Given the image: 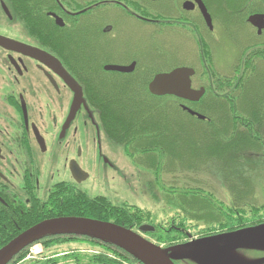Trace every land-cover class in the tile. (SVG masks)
Here are the masks:
<instances>
[{
    "label": "flooded vegetation",
    "instance_id": "obj_1",
    "mask_svg": "<svg viewBox=\"0 0 264 264\" xmlns=\"http://www.w3.org/2000/svg\"><path fill=\"white\" fill-rule=\"evenodd\" d=\"M200 1L0 0V37L19 44L0 45V201L3 205H6L5 200L29 208L34 204L51 202L52 216L41 222L73 217L67 216L73 202L80 203L82 214L86 212L89 173L83 168V143H94L99 147L100 153L96 151V156L101 161L105 158L101 153L104 146L117 153L114 148L116 143L106 134L101 121L102 112L96 103L108 101V88L113 84L123 86L126 82L135 83V96L147 95L146 92H139L140 84H146L152 75L155 78L156 74L163 73H155L153 32L160 34L165 30L169 37L177 38L181 43L183 41L184 45H180L179 50L176 49L178 43L172 41L171 46L170 40L163 42L172 47L170 59L187 64L188 61L210 58L214 71L222 72L217 69L215 56L220 40L227 38L233 46L229 61L237 56L239 50L228 37L230 26L221 19L224 14L220 12L226 11L224 6L228 0H223V6L216 2V7L212 0ZM201 4L212 20L211 28L204 18ZM262 14L256 12L249 15L240 27L241 35H237L236 39L244 43L247 51L257 50L264 55V28L260 31L249 20L251 16ZM254 34L258 37L256 43L248 39V35ZM260 68L253 65L233 70L235 81L228 86L236 90L229 96L239 98L246 94L253 104L260 102L263 105L259 113L236 116L240 122L237 127L247 131L236 134V154L257 164L264 159V73L258 75ZM262 68L264 72V65ZM196 76L192 86L198 90L202 86L195 84ZM241 78L243 82L238 81ZM148 86L146 84L149 90ZM75 98L81 105L69 120ZM242 105L243 98H240L236 103L238 112H241ZM246 120L253 122L241 123ZM257 120L260 122L256 123ZM85 130L90 134L88 137L82 135ZM119 146L123 155L132 161L123 146ZM249 147L259 149L261 153L253 152ZM120 159L125 161L121 155ZM238 166L244 172L241 176H245L246 168ZM103 167L108 169L113 166L106 159ZM238 181L248 183L249 178L240 177ZM123 184L126 191L121 187L122 190L109 191L110 196L89 197L101 201L103 214L112 216L107 221L116 223L120 220L124 228L149 242L157 241L164 234L162 240L167 242L161 248L165 250L195 244L207 238L250 233L264 226V204H250L245 212L235 211L229 204L226 205L229 208L224 209L222 204L226 203L217 201V198L212 201L218 203L220 209V230L206 236H194L187 230L184 215L178 222L172 218L171 222H167L171 223L169 226L164 225L165 222L155 223L152 215L141 221L135 217L137 207L128 201L133 191L130 192L128 184ZM128 215L129 219L125 220ZM224 221H227L225 226L222 224ZM143 226L152 229L142 231ZM263 244L264 238L218 246L195 245L189 247L192 249L171 251L169 258L174 264H237V255L248 253L253 257L247 264H264V259H259ZM33 247L41 250H33ZM33 247L24 258L10 264H142L131 253L99 256L93 252L96 256L86 255L92 253L88 244L65 243L59 246L54 244V237L51 236ZM210 250L212 253H209ZM173 253L181 260L173 259ZM70 255L75 257H67ZM110 259L118 263L109 262Z\"/></svg>",
    "mask_w": 264,
    "mask_h": 264
},
{
    "label": "trees",
    "instance_id": "obj_2",
    "mask_svg": "<svg viewBox=\"0 0 264 264\" xmlns=\"http://www.w3.org/2000/svg\"><path fill=\"white\" fill-rule=\"evenodd\" d=\"M224 8L226 11L220 12L224 14L221 19H224V23L226 21L227 25L230 26L231 31L228 37L231 39L230 41H234V44L239 49L228 71L218 73L214 71V65L210 58L187 62V64L175 61L170 59L173 54L169 53L168 49H165L166 46L154 43L155 55L160 56L158 58L160 60L159 66L163 68V66L169 65L163 72L177 68V66H191L196 69L197 76L194 82L197 86L205 87L206 94L199 103L189 102L187 105L199 114L204 115L207 118L206 120H199L181 109L179 104L184 102L180 99L171 96H152L146 88V84H149L153 79V75L146 84H140L141 89L139 92H146L147 95L145 97H136L134 94L137 91L136 84L126 82L123 86L113 84L108 88V101L96 103L102 112L101 121L104 124L106 134L113 142L123 146L125 152L134 159L135 165L151 170L157 180L160 172L167 169L169 171L174 170L178 166L180 169L189 170L198 169L205 164H208L209 167L214 165L224 166L225 162L221 161L224 160V153L233 152L235 155L238 151V140L234 137V134H245L247 132L237 127L240 122L236 120V116L240 114L253 115L258 110L260 112L263 107L260 102H258V105L253 104L251 97L246 94L239 98L233 95L229 96L236 90L228 86L235 81L232 78L233 70L245 66L264 65V55L259 54L257 50L247 51L244 43L241 44L236 40V36L242 33L240 32L241 25L245 24L249 15L256 12L264 13V0H228ZM257 38L256 34L254 36L248 35V39L255 43ZM176 51L173 52L175 53ZM161 67L155 65V73L161 71ZM258 75H262V73L259 72ZM238 81L243 82V78ZM240 98H243V105L240 107L241 112H238L236 103L240 101ZM260 99L261 97L259 96ZM226 106L229 107L228 115L224 108ZM252 122V120H246L241 123L248 124ZM259 122V120L256 121V123ZM251 132L250 130L249 133ZM224 135L232 136V140H230L232 147L224 148L221 140ZM199 193L202 194L200 191ZM190 195L199 198L208 205L216 207L218 204L213 203L209 196L201 197L196 192ZM193 197H186L185 199H189L187 203L194 202ZM86 200L87 206L84 214L80 212V203L73 202L67 210L70 212L67 216L88 217L106 222L108 217H112L103 214V208L100 206L101 201L97 198L93 200L87 196ZM169 201L167 200L168 205L177 208L175 206L176 202L170 201L169 203ZM5 203L6 205H3L0 201V249L24 231L44 220V218L52 216L51 202L45 205L34 204L31 208L6 200ZM184 207H186L185 203ZM134 213L136 219L141 221H145L143 218L149 219L151 217L150 212L146 211V209L136 208ZM56 216L59 217L60 215ZM129 216H126L125 220L129 219ZM226 222L222 223L223 226H225ZM115 224L124 226L120 220ZM161 236L157 241L160 244L167 242L162 240L163 237ZM51 237H54V244L59 246L65 243L88 244L92 253L86 255L90 256H96L93 252L99 256H114L119 255V253L129 254L110 242L107 243L99 238L96 239L86 235L63 234ZM42 240H37L27 246L12 262L16 259L24 258L30 248ZM67 257L75 256L70 255ZM109 262L118 263L112 259Z\"/></svg>",
    "mask_w": 264,
    "mask_h": 264
},
{
    "label": "rangeland",
    "instance_id": "obj_3",
    "mask_svg": "<svg viewBox=\"0 0 264 264\" xmlns=\"http://www.w3.org/2000/svg\"><path fill=\"white\" fill-rule=\"evenodd\" d=\"M212 1L214 3V7H216V2L223 6V0ZM153 39V44L156 43L161 46L164 45L169 51L172 50V41L174 43H178V46H176L177 50L181 48L180 45H184L183 41L181 43L177 38L169 37L168 34L165 33V30H163L160 34L153 32ZM165 40H170L171 46L164 44L163 42H165ZM236 40L239 41L238 38ZM232 50V44H230L226 38H222L219 46H217V49L215 50L217 69L219 71L225 72L231 68L232 63L235 60L234 58L229 61ZM155 58L156 60L154 61V66L156 65L161 67L159 66L160 60H158L160 56L155 55ZM226 65H228L227 68H225ZM168 66H163V68L161 67V71H165ZM260 67L259 72L263 74L262 65H260ZM224 108L228 115L229 107L226 106ZM85 132L86 133L82 132L83 137H88L90 134L86 130ZM234 137L237 138V135L234 134ZM221 140L223 141L224 148L232 147V144L230 143L232 136L224 135L221 137ZM83 146L85 155L83 168H85L89 173V180L86 182V189H88L90 197L94 198L99 195L110 196L109 191L112 190L113 192L117 188H119V190L124 188L126 191L125 184H123L126 183L129 188H131L130 192L133 191L131 193L132 197H129L130 199L128 200L131 205H135L137 208L146 209V211H149L150 214L154 216L155 223L163 224L161 222H165L164 225L168 224V226L171 223L167 222H171L173 220L172 218L178 222V219L181 220L180 217L184 215L185 227L187 230H190L194 236L202 237L220 230V227L218 226V221H220L218 217L220 215V209L218 204L216 207L208 205L202 202L199 198L191 196L190 194H193V192L198 193L201 197L209 196L211 200H215V198H217V201L226 203L225 205L222 204L224 209L229 208L226 206L229 204L230 208L235 211L239 209L240 211L245 212L249 210L248 208L250 204H258L260 206L264 204V159L262 161H258L260 163L257 164L251 159H244L241 158V156H237V154L234 155L233 152H227V154L224 153V160H221L222 162H225L224 166L214 165L209 167L208 164H205L203 167L201 166L198 169L192 170L185 168L180 169L178 166L174 170L172 169L169 171L167 169L160 172V176L158 177L159 179L157 180L151 170H146L144 167L135 165L134 159L131 161V159L127 156L125 157L118 144L114 145L117 153L111 151L109 146H104L102 148V156H105L102 161L99 159L100 157L96 156V151L98 154L100 151L99 147L97 148L94 143H92V145H86L83 143ZM250 148L252 147H249V149ZM252 151L261 153L259 149L255 148H252ZM93 152H95L94 155ZM120 155L123 156L125 161L120 159ZM253 155L256 156L255 153ZM106 159L113 167H109L108 169L103 167ZM91 160H93L92 163ZM238 165L242 168H246L245 176H241L244 172H241ZM227 170L230 172H226ZM240 177L249 178L248 183L238 181V178ZM115 182H118V184ZM199 191L202 194H200ZM186 197H193L195 201L187 203L189 199H185ZM167 200L176 202L175 206L177 208H173V206L168 205ZM184 203L186 204V207H184ZM154 243L163 245L165 242L160 244L158 241H155ZM206 245L218 246V244ZM32 249H36L37 251L41 250L38 247H33ZM209 253H212V251L210 250ZM259 254V259H264V244L261 245ZM237 256V264H247L250 262L249 260H251V257H253L252 254L248 255V253H240V255ZM173 259L176 261L177 259L181 260L177 254L174 255Z\"/></svg>",
    "mask_w": 264,
    "mask_h": 264
},
{
    "label": "water",
    "instance_id": "obj_4",
    "mask_svg": "<svg viewBox=\"0 0 264 264\" xmlns=\"http://www.w3.org/2000/svg\"><path fill=\"white\" fill-rule=\"evenodd\" d=\"M199 2H201L199 0ZM202 13L209 27H212V20L204 6L201 4ZM250 23L257 27L260 31L264 28V15L251 16ZM18 43L0 37V45ZM117 71H127L125 69H115ZM195 76V71L192 68L179 67L171 72L161 73L155 75L153 81L149 84L150 92L154 96L165 97L173 96L185 101L199 102L205 94V89H193L192 77ZM70 78V77H69ZM76 86V82L70 78ZM71 84V82H69ZM73 86V84H71ZM79 90V99L82 102V91ZM75 98L74 104L70 111V118L75 116L76 111L80 108L81 102ZM189 114L196 116L198 119H204V116L197 114L191 109L183 107ZM88 175H86L87 177ZM147 226L141 228L142 231H147ZM150 230L152 228H149ZM80 235L89 236L92 238H99L102 241L110 242L117 247L122 248L127 253L133 256L142 264H174L169 258V253L177 249H185L195 247V245L206 246V244H221V243H239L249 242L250 240L264 238V226L260 229L253 230L250 233H239L235 235H228L226 237L218 236L217 238H207L200 240L195 244L184 245L183 247H174V249L165 250L154 243L146 241L141 235H138L132 230H128L120 225L110 222H103L90 218L81 217H63L53 218L52 220L43 221L30 229L24 231L16 238L11 240L8 244L0 249V264H9L23 249L37 240H41L53 235Z\"/></svg>",
    "mask_w": 264,
    "mask_h": 264
}]
</instances>
